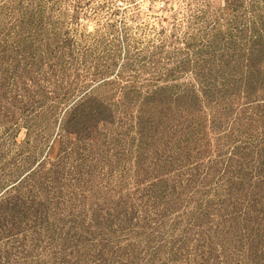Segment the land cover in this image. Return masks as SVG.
<instances>
[{
    "label": "rangeland",
    "instance_id": "1",
    "mask_svg": "<svg viewBox=\"0 0 264 264\" xmlns=\"http://www.w3.org/2000/svg\"><path fill=\"white\" fill-rule=\"evenodd\" d=\"M0 264H264V0H0Z\"/></svg>",
    "mask_w": 264,
    "mask_h": 264
},
{
    "label": "trees",
    "instance_id": "2",
    "mask_svg": "<svg viewBox=\"0 0 264 264\" xmlns=\"http://www.w3.org/2000/svg\"><path fill=\"white\" fill-rule=\"evenodd\" d=\"M247 71H249L248 67H247ZM244 94H245V93H244ZM250 96H251V94L246 95V96H244V97L247 98V97H250Z\"/></svg>",
    "mask_w": 264,
    "mask_h": 264
}]
</instances>
